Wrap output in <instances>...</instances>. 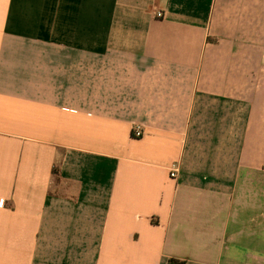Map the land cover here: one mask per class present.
I'll return each instance as SVG.
<instances>
[{"label": "crops", "instance_id": "obj_1", "mask_svg": "<svg viewBox=\"0 0 264 264\" xmlns=\"http://www.w3.org/2000/svg\"><path fill=\"white\" fill-rule=\"evenodd\" d=\"M170 260L264 264V0H0V264Z\"/></svg>", "mask_w": 264, "mask_h": 264}, {"label": "built area", "instance_id": "obj_2", "mask_svg": "<svg viewBox=\"0 0 264 264\" xmlns=\"http://www.w3.org/2000/svg\"><path fill=\"white\" fill-rule=\"evenodd\" d=\"M157 17L161 18V17H163V15L161 13H158ZM132 136L135 139H141L144 136V131L139 126L135 127L132 131ZM180 171H181V164L180 163L173 164L171 167V170H170V177L172 179H176L178 177Z\"/></svg>", "mask_w": 264, "mask_h": 264}, {"label": "trees", "instance_id": "obj_3", "mask_svg": "<svg viewBox=\"0 0 264 264\" xmlns=\"http://www.w3.org/2000/svg\"><path fill=\"white\" fill-rule=\"evenodd\" d=\"M169 264H183V263L176 260H170Z\"/></svg>", "mask_w": 264, "mask_h": 264}]
</instances>
